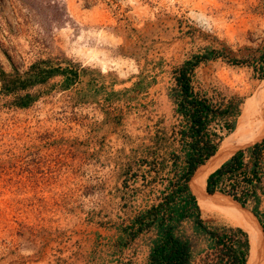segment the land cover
<instances>
[{"label": "rangeland", "instance_id": "obj_1", "mask_svg": "<svg viewBox=\"0 0 264 264\" xmlns=\"http://www.w3.org/2000/svg\"><path fill=\"white\" fill-rule=\"evenodd\" d=\"M206 49L219 54L195 68V91L240 102L231 131L214 126L222 138L210 170L250 145L243 113L264 80L228 59L264 49V0H0V70L67 59L79 71L67 86L56 72L20 91L37 94L24 107L0 81V264L146 263L151 231L118 245V226L145 204L146 147L178 122L172 70ZM211 195L245 210L213 201L256 220L264 240L251 202Z\"/></svg>", "mask_w": 264, "mask_h": 264}, {"label": "trees", "instance_id": "obj_2", "mask_svg": "<svg viewBox=\"0 0 264 264\" xmlns=\"http://www.w3.org/2000/svg\"><path fill=\"white\" fill-rule=\"evenodd\" d=\"M218 54L217 50L206 49L203 53L192 54L172 70L174 85L168 97L174 105L178 122L172 126L169 135L161 131L146 147L151 159H142L149 175L147 178L143 174L147 186L145 204L127 223L118 226V245H124L126 237L151 231L145 264H192L197 255H200L199 264H250L249 234L245 230L211 225L202 219L197 187L205 168L196 179L195 191L192 185L198 170L218 151L222 136L214 126L220 125L221 129L231 131L240 112L239 101L234 102L231 98L222 105L194 89L195 68L200 62ZM57 61L53 65L50 60H37L22 73L16 68L11 73L0 70L1 92L17 94L44 83L56 72L62 75L64 85L75 82L79 72L76 65L67 59ZM228 61L247 65L257 78L264 80V49L248 52L243 59L230 57ZM36 96L30 92L17 94L16 105L27 106ZM263 149L264 139H261L237 149L226 160L218 162L208 171L205 190L209 195H228L243 207L251 202V211L264 232V221L260 219L258 209L264 203ZM211 196L212 201L226 202ZM226 203L241 213L246 212ZM186 222L190 223V235L183 228ZM193 238L196 240L193 241ZM195 241L204 244L196 252L193 251Z\"/></svg>", "mask_w": 264, "mask_h": 264}, {"label": "bare ground", "instance_id": "obj_3", "mask_svg": "<svg viewBox=\"0 0 264 264\" xmlns=\"http://www.w3.org/2000/svg\"><path fill=\"white\" fill-rule=\"evenodd\" d=\"M263 98L264 82H262L256 87L254 97L246 102L245 111L243 113L245 130L243 140H247V143L250 144L254 143L260 138V136L262 137L264 134V109L259 105L261 99ZM219 150L216 155L219 153ZM230 153L233 154L232 151ZM215 156H213L212 158H214ZM209 161L204 167L198 170V172L194 176L192 183L193 191H195V186L197 185L195 184L196 179L199 176L200 172L205 168L206 170L204 169V171L202 172L200 183L197 187V191L199 193V207L201 210L202 217L207 218L209 220L217 219L218 221H222L224 223H228L229 225H234L245 230V232L249 234L251 256L250 264H264L263 233L256 220L249 217L241 216L237 212L230 213V211L218 207L210 199V195L206 192L205 182L210 166V164L208 165Z\"/></svg>", "mask_w": 264, "mask_h": 264}]
</instances>
